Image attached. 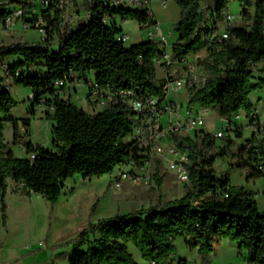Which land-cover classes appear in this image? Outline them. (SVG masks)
Listing matches in <instances>:
<instances>
[{
  "label": "trees",
  "instance_id": "obj_1",
  "mask_svg": "<svg viewBox=\"0 0 264 264\" xmlns=\"http://www.w3.org/2000/svg\"><path fill=\"white\" fill-rule=\"evenodd\" d=\"M78 1L88 18L79 20L61 36L55 48L21 41L0 46V58H22L11 65L7 78L30 88V113L35 105L42 104L46 108L44 118L53 121L50 148L28 139L29 118L20 121L8 118L13 125V144L24 145L26 156L16 157L7 149L0 120L1 211L5 208L8 179L22 197L36 194L55 202L67 178L75 174L83 177L111 174L120 163L138 158L137 143L125 141L138 126L126 105L111 103L103 111L89 114L68 97H59L53 87L55 80L66 76L70 81L79 77L88 82V76L93 74L100 89H128L137 97L164 98L155 66L162 50L167 49L163 43L148 38L125 46L117 40L122 29L115 23L102 22L103 16L108 15L121 21L133 19L140 26L150 27L155 24L150 15L140 9L112 5L120 0ZM231 1L234 0H176L180 17L174 25L177 38L169 51L173 59L180 60L214 48L200 61L205 83L189 88L188 104L210 107L221 116L243 112L250 118L255 116L250 94L264 88V81L253 71L264 62V0H237L243 7V23L228 26V36L221 42H212L216 29L203 27L199 13L200 4L205 3L220 20ZM24 64L40 66L43 72L15 77L14 70ZM4 80L0 77V112L7 114L17 102L3 86ZM19 122L23 125L22 135L17 132ZM173 141L187 153L184 166L188 183L184 194L173 200L159 195L147 207L84 225L69 264H138L128 251V243L151 264H171L176 252L174 238L178 235H184L191 248L219 239L237 242L239 249L247 247L248 263L264 264V214L258 209L254 193L230 184L228 178L217 177L214 170L216 159L227 155L234 142L216 145L209 132L174 135ZM239 154L242 157V148ZM158 172L157 165L153 178L160 187L162 179ZM262 176L252 172L246 178ZM82 246H86L85 250L80 249Z\"/></svg>",
  "mask_w": 264,
  "mask_h": 264
},
{
  "label": "rangeland",
  "instance_id": "obj_2",
  "mask_svg": "<svg viewBox=\"0 0 264 264\" xmlns=\"http://www.w3.org/2000/svg\"><path fill=\"white\" fill-rule=\"evenodd\" d=\"M79 8L81 9L79 20H83L85 12L81 7ZM240 9L241 5L237 0L231 1L228 5L230 13L237 14ZM135 23L133 19L121 21L118 18V25L120 24L123 31L129 35L125 45L141 38ZM162 30L164 31L163 27ZM172 33L174 37L176 32L172 30ZM12 34L11 38L3 37L0 40V46L10 45L18 40L31 41L37 37L36 30L23 31L18 26L14 28ZM56 46L51 45V48ZM198 53V61L207 55L205 50ZM190 57L192 62L196 61L193 55ZM4 60L15 64L21 62L22 58L12 56ZM31 71L32 73L43 72V68L36 66L32 67ZM160 78L161 73L157 68V81ZM75 84L78 83L75 82ZM3 86L17 102L7 114L0 112V120L5 124L2 130L7 149H11L16 157L26 156L22 144H13V125L7 120L8 118L18 121L29 118L32 139L35 143L52 148L51 124L53 121L44 118L45 106L35 105L33 113H30L32 108L30 88L17 85L9 78H5ZM67 90L65 97L71 100L73 95L69 92L70 87ZM80 94H82L81 91L77 90L73 97L76 104L84 102L85 96L83 98ZM168 97L171 100L186 103L184 89L179 93H170ZM251 100L255 104V114L264 119V88L253 91L250 94ZM222 122V116L212 109L206 115L204 128L212 133L221 127ZM240 122L243 124L244 119L242 118ZM20 127L23 134L21 123ZM248 135V129H244L242 137L233 134L234 144L227 155L216 159L214 170L217 177L228 178L232 185L251 190L259 211L264 214V176L247 180L241 167L243 158L239 154L240 145L243 138ZM36 137L40 138V141H37ZM128 140L129 138L125 139V141ZM222 144L216 141V145ZM157 165L158 175L162 179L160 187L153 178ZM145 175L147 180L141 179L136 184L126 181L116 188L113 186V177L109 173L92 177L75 174L64 181L62 193L55 202H49L36 194L22 197L15 191L14 183L8 179L5 208L3 211L0 209V264H69V259L77 248L75 241L84 225L117 213L123 214L132 209L147 207L159 195L165 200H173L184 194L185 185L178 183L175 168L165 153L151 158L149 168L144 171V177ZM93 207L94 212H91ZM185 240L184 235L174 238L176 252L171 257V264H179L180 261H185L186 264H246L244 256L247 247L245 245L239 249L237 242L219 239L212 243H197L191 248ZM127 247L138 264H151L142 258L133 244L128 243ZM85 248L86 246L80 247L81 250Z\"/></svg>",
  "mask_w": 264,
  "mask_h": 264
},
{
  "label": "built area",
  "instance_id": "obj_3",
  "mask_svg": "<svg viewBox=\"0 0 264 264\" xmlns=\"http://www.w3.org/2000/svg\"><path fill=\"white\" fill-rule=\"evenodd\" d=\"M167 0H161L160 5L166 6ZM114 6L129 7L145 11L153 19L154 13L151 0H120L114 2ZM80 1L72 0H0V40L3 37H12L15 27L23 31L34 29L37 37L31 41H25L30 45H58L61 36L74 28L80 18ZM83 20L88 18L87 11ZM201 24L206 28H215L216 32L212 42H221L228 36L227 28L230 25H241L243 23V7L237 14L229 11L223 14L222 19H217L212 8L201 3L199 7ZM153 30L148 31V38H154L166 47L168 34L159 27V21L154 20ZM102 22L117 25L118 18L104 15ZM147 26V25H146ZM143 27V26H142ZM127 34L117 35V40L125 41ZM21 41L22 40H18ZM214 48L207 50L206 54ZM196 59L192 62V56ZM186 58L173 59L170 51L162 50L160 56L155 60L156 69L161 73L158 85L164 93L163 99L153 96L137 97L131 90L112 91L100 89L90 79L85 82L82 78L68 77L57 79L53 82L55 93L65 98L69 84L73 81L86 87L85 100L89 104H98L106 109L109 104L126 105L131 118L138 122L131 134L127 137L138 145L137 159H128L117 165L112 175L113 186L119 188L124 182L138 183L144 177V171L150 166L153 156L165 153L175 168V175L180 184L188 183V174L184 164L187 161V153L178 149L173 141L174 135H189L194 133L202 135L206 133L204 128L206 115L212 110L210 107H201L196 104H188L189 88H198L205 83V72L201 65L199 53L192 54ZM207 56V55H206ZM0 58V77L7 78L10 75L11 65ZM32 67L24 64L14 70V76H26ZM254 73L264 81V62L253 68ZM184 89L186 103L169 99L170 93H179ZM221 116V115H220ZM244 119L243 124L240 122ZM222 125L211 134L215 144L219 141L227 144L233 141V134L242 137L244 129H248L249 135L243 138L240 149L243 151L242 171L247 176L252 172L264 175V119L252 116L247 118L245 113L239 112L229 117L222 116ZM210 133V132H209ZM34 154L30 155L33 158ZM245 260L246 257L244 256ZM246 264H250L246 260Z\"/></svg>",
  "mask_w": 264,
  "mask_h": 264
},
{
  "label": "crops",
  "instance_id": "obj_4",
  "mask_svg": "<svg viewBox=\"0 0 264 264\" xmlns=\"http://www.w3.org/2000/svg\"><path fill=\"white\" fill-rule=\"evenodd\" d=\"M160 1L161 0H151V7H152V10H153V13H154V17L153 19L154 20H158L159 21V27L161 28L162 30V27L164 28V33L165 34H168L169 37H168V43L166 44V48L169 49L171 44L175 41V39L177 38V33H175V36L173 37V33H172V30H174V25L179 21V17H180V9L177 5V2L176 0H172L173 2L171 3V1L167 0L168 2H166V6L165 7H162L160 5ZM175 4V5H174ZM136 22V21H135ZM136 26L138 27V30L137 33L140 34V39L139 40H136L135 42L133 43H129L128 45H125V46H129V45H132V44H135V43H139L141 41H144V40H147L148 39V36H147V33L148 31L150 30H153V26H140L137 22L135 23ZM117 26L122 29V34H127L126 32L123 31V28L122 26L118 23H117ZM128 35V34H127ZM129 36V35H128ZM129 38V37H128ZM89 78L90 79H93L94 78V75L93 74H90L89 75ZM69 87H70V91L71 94L73 95L71 97V102H73L75 105L79 106V107H82L87 113H97V112H101L103 111L104 109L99 106L98 104H89L85 99H84V102H82L81 104H76L74 102V98L75 97V93L77 92V90H80L82 94L81 97L83 96H86L87 95V89L85 86L81 85V84H75V82H71L69 84ZM30 93V92H29ZM77 95V94H76ZM29 98V97H28ZM84 98V97H83ZM78 100H81V99H78ZM83 101V100H82ZM252 104L254 105V108H255V104H254V101H252ZM89 111V112H88ZM254 115L256 117H259L257 114L254 113ZM260 118V117H259ZM45 124L47 123L46 121L44 122ZM4 123H2V127L4 128ZM52 125V124H51ZM13 128V127H12ZM17 132L19 135H22V128L20 127V123H18V126H17ZM29 133H30V136L28 139H30L33 143H35V141L32 139V132H31V120H30V126H29ZM13 135V134H12ZM13 138V137H12ZM36 140L37 141H40V138L36 137ZM37 143V142H36ZM39 144V143H38ZM23 145V144H22ZM24 147V145H23ZM245 175V174H244ZM246 177V175H245ZM231 184V183H230ZM7 185H8V181H7Z\"/></svg>",
  "mask_w": 264,
  "mask_h": 264
}]
</instances>
